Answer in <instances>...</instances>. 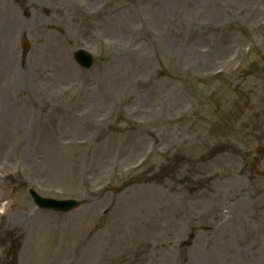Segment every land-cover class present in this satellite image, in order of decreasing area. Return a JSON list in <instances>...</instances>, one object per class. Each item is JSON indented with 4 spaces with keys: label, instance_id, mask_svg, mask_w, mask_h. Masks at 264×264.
Listing matches in <instances>:
<instances>
[{
    "label": "rangeland",
    "instance_id": "rangeland-1",
    "mask_svg": "<svg viewBox=\"0 0 264 264\" xmlns=\"http://www.w3.org/2000/svg\"><path fill=\"white\" fill-rule=\"evenodd\" d=\"M19 3L16 22L0 0L30 43L0 59V264H264V0ZM26 185L84 205L38 210Z\"/></svg>",
    "mask_w": 264,
    "mask_h": 264
},
{
    "label": "water",
    "instance_id": "water-1",
    "mask_svg": "<svg viewBox=\"0 0 264 264\" xmlns=\"http://www.w3.org/2000/svg\"><path fill=\"white\" fill-rule=\"evenodd\" d=\"M55 203L56 202L47 201V200H42L41 201V204L42 205H54ZM57 204H59V207L60 208H63L65 210H70V209L75 208V207H77L79 205L77 202H74V201H72V202H70V201H67V202H59Z\"/></svg>",
    "mask_w": 264,
    "mask_h": 264
},
{
    "label": "bare ground",
    "instance_id": "bare-ground-1",
    "mask_svg": "<svg viewBox=\"0 0 264 264\" xmlns=\"http://www.w3.org/2000/svg\"><path fill=\"white\" fill-rule=\"evenodd\" d=\"M166 1H168V0H166ZM4 66H2L1 68H0V74H2V73H5L6 71H8L7 69H6V67H5V64H3ZM20 73H22L21 75H25L26 74V69H25V67H23V68H21V72Z\"/></svg>",
    "mask_w": 264,
    "mask_h": 264
}]
</instances>
